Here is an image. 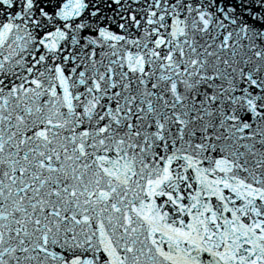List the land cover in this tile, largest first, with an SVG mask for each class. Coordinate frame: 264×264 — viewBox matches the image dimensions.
I'll list each match as a JSON object with an SVG mask.
<instances>
[{"label":"snow or ice","instance_id":"1","mask_svg":"<svg viewBox=\"0 0 264 264\" xmlns=\"http://www.w3.org/2000/svg\"><path fill=\"white\" fill-rule=\"evenodd\" d=\"M0 264H264V0H0Z\"/></svg>","mask_w":264,"mask_h":264}]
</instances>
